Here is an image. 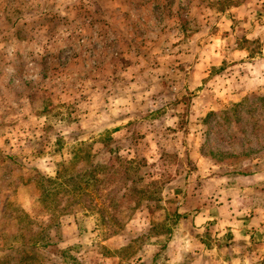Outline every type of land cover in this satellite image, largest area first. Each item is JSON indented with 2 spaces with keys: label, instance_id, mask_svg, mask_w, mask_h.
Wrapping results in <instances>:
<instances>
[{
  "label": "rangeland",
  "instance_id": "rangeland-1",
  "mask_svg": "<svg viewBox=\"0 0 264 264\" xmlns=\"http://www.w3.org/2000/svg\"><path fill=\"white\" fill-rule=\"evenodd\" d=\"M67 1L0 0V264H264V0Z\"/></svg>",
  "mask_w": 264,
  "mask_h": 264
},
{
  "label": "crops",
  "instance_id": "crops-1",
  "mask_svg": "<svg viewBox=\"0 0 264 264\" xmlns=\"http://www.w3.org/2000/svg\"><path fill=\"white\" fill-rule=\"evenodd\" d=\"M53 1L54 0H46V3L48 5H54ZM62 1H63V3L62 4L60 3L61 5L60 4H57V6H59V8H58V11L59 12L57 14H54V15H51V16L48 15V12H46L45 10L42 11V8L44 7V5H41V4H44V3H41L39 6L37 5V8H36L35 12L33 13V15L35 14V18L34 19H38L39 22H43L44 23V25H41L40 24V26H43V29L39 30V32H41V31L44 30L45 25L49 26V28H52L51 25L55 24V22H56V25L60 22V24L62 26H64V24H63L64 23V17L66 15L65 14H64L65 16H60V15H63L62 14L63 11H67V10H68L67 13L69 14L70 8L69 9H66L65 8L68 5L67 3L69 1H67V0H61V2ZM111 1L114 3V6H117L118 5L115 0H111ZM21 8H22L21 7V4H18V9L21 10ZM20 12H22V11H20ZM13 20H14L13 21L14 31H15L14 33H15L16 36L18 35L20 37L19 33L16 32V31H18V29H21V31L23 30L24 21L20 17H17V15H16V17H14ZM254 69L256 70V73L260 75V77H259V75L257 76L258 78H257L256 83H258V84H256L255 88L256 89H258V88H262L263 89V86H264L263 85L264 76L262 75V72L260 71L261 70L260 69V66L258 64H255Z\"/></svg>",
  "mask_w": 264,
  "mask_h": 264
},
{
  "label": "trees",
  "instance_id": "trees-1",
  "mask_svg": "<svg viewBox=\"0 0 264 264\" xmlns=\"http://www.w3.org/2000/svg\"><path fill=\"white\" fill-rule=\"evenodd\" d=\"M44 10V8H42V11ZM18 17H20V16H18ZM64 22H65V17H64ZM64 24V23H63ZM54 28V26H52V29ZM7 35H9L10 36V40L9 39H7L6 38V44H5V47H8V48H11V49H13L14 50V54H15V56H17L18 55V51L20 52V49H21V45L19 44V41H17V40H14L15 38H13V36L12 35H10V34H7ZM14 42V44L12 45V47H14V48H12L11 46H9V44L11 43V42ZM259 98H260V100L264 103V95H262V96H258ZM96 170H97V166H94L93 167V170H91V171H89V172H86L85 173V180H83V184L81 183V182H78L77 184H75V186H76V188L77 189H82V191L84 190V189H89L90 191H91V188L93 187V186H95L96 185V183L99 181V179H98V177H97V175L95 174V172H96ZM49 183H53L54 182V179H48L47 180ZM54 189V188H53ZM47 191H46V195L47 196H51L52 194H54V190H51V188H49V189H46ZM88 193H90V192H88ZM78 204L80 203L79 201L77 202ZM100 220L102 221V222H108V223H110L111 221H113V218H112V216H107V215H105V214H100ZM112 232H114V231H112Z\"/></svg>",
  "mask_w": 264,
  "mask_h": 264
}]
</instances>
